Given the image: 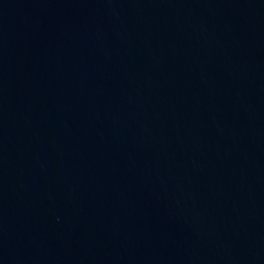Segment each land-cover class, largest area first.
Instances as JSON below:
<instances>
[{"label": "water", "instance_id": "1", "mask_svg": "<svg viewBox=\"0 0 264 264\" xmlns=\"http://www.w3.org/2000/svg\"><path fill=\"white\" fill-rule=\"evenodd\" d=\"M0 264H264V0H0Z\"/></svg>", "mask_w": 264, "mask_h": 264}]
</instances>
